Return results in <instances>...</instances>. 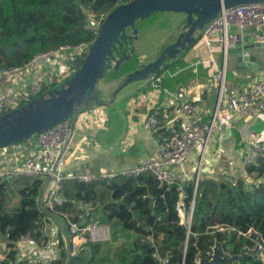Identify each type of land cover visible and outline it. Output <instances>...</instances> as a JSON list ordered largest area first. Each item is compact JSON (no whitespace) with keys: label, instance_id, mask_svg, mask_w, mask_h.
I'll use <instances>...</instances> for the list:
<instances>
[{"label":"trees","instance_id":"trees-1","mask_svg":"<svg viewBox=\"0 0 264 264\" xmlns=\"http://www.w3.org/2000/svg\"><path fill=\"white\" fill-rule=\"evenodd\" d=\"M131 1L0 0V68L23 66L35 54L60 45L92 43L97 35L86 28L83 8L106 16L116 6ZM157 13L137 20L136 28ZM130 46L128 36L119 37L112 53L119 57ZM84 57L72 63L76 70ZM133 59L132 56L120 65L118 76L138 67L132 65ZM46 90L48 87L41 93ZM168 135L164 132V137ZM234 135L239 140L235 131ZM245 172L257 179V183L249 184L243 177L229 182L206 178L199 179L197 185L190 180L160 187L149 172L128 177L117 173L111 178L96 177L89 182L64 176L60 189L63 203L49 212L41 211L38 205V198L48 184L45 178L1 181L0 264H40L16 259L17 240L29 231L38 243L47 241L43 228L48 214L62 219L66 232L69 221L80 222L84 216L88 223L97 221L109 228L113 226L112 241L118 239V232L124 238L111 255L108 246L113 242H109L110 237L108 242L87 240L73 254L69 253V241L60 240V255L52 264H163V261L166 264H197L200 259L209 258L216 242H221L230 254H238L248 241L237 238V231L246 232L252 228L264 237V159L246 166ZM179 184L185 210L194 201L189 227L180 223L175 209ZM215 225H228L235 231H210L209 227ZM155 252L162 260L154 256ZM221 264L264 262L244 255L236 262L223 259Z\"/></svg>","mask_w":264,"mask_h":264},{"label":"built area","instance_id":"built-area-1","mask_svg":"<svg viewBox=\"0 0 264 264\" xmlns=\"http://www.w3.org/2000/svg\"><path fill=\"white\" fill-rule=\"evenodd\" d=\"M83 14L86 28L97 35L105 15L98 14L86 7L83 8ZM229 26L255 28L254 42L264 44V3H248L222 8L214 18L205 24L200 31L199 39L207 48L217 46L225 54L228 48L236 47L243 40L241 34L229 32ZM90 44L81 42L76 45H60L55 49L35 54L23 66L0 68V78L12 77L11 86L0 95V115L26 104L31 98L39 95L45 87L50 89L65 82L76 71V67L72 63L76 58L86 56ZM211 61L215 64L213 60ZM200 62L201 60L197 59L194 64L198 65ZM164 73L151 78L155 88L159 86ZM213 75L219 83V94L210 118L205 121L198 116V102L183 99L185 93L191 90L190 86H180L176 91H164V96L167 97L166 115L173 120L174 129L168 136L158 141V157L147 156L133 167L116 173H81L68 177H75L81 182H89L96 177L111 178L117 173L128 177L149 172L156 178L160 187H168L177 181L187 182L190 180H193L197 185L200 179L199 175L192 176L186 173L191 153L197 152L200 165L211 135L219 129L231 132L235 128L234 119L237 115L244 118L242 126L237 128L241 134V142L249 143L248 148L239 144L236 150L243 166L256 164L259 159H264V141L260 140L253 128L247 124L248 119L264 115V76L249 85L235 86L225 80L224 68L217 69ZM26 77L28 78L26 79ZM149 97L150 100L158 97L157 89ZM157 107L154 103L141 120L142 127L148 132H155L161 125V112ZM86 119L88 123L94 120L88 119V117ZM70 126V118H66L54 123L27 141L0 147V182H12L18 178L51 180V184L45 188L42 196L38 199L39 209L43 212H49L55 206L63 203L60 189L64 176L59 173L57 162L70 138ZM31 142L35 144L37 151L21 157L25 149L22 145ZM178 189L180 192L175 209L180 223L189 227L194 201L192 200L188 209L185 210L181 184ZM209 229L210 231H235L234 227L228 225H215ZM86 230L89 231L90 241L103 242L109 239L108 227L100 225L97 221L84 228L81 227L80 222L69 221L67 231L70 237L68 240L70 254H73L78 245L87 241V238L83 236V232ZM43 232L47 234L45 226ZM47 236V241L38 243L31 232L27 231L21 234L17 240L18 249L27 247L31 248V252L23 255L17 250L16 259H28L31 263L52 264L53 260L60 255L59 248L54 245V241L48 234ZM236 237H242L248 241L245 246L255 253L259 261L264 262V237L258 231L252 228L246 232L237 231ZM154 256L158 260H162L157 252L154 253ZM163 264H166V261H163Z\"/></svg>","mask_w":264,"mask_h":264},{"label":"crops","instance_id":"crops-1","mask_svg":"<svg viewBox=\"0 0 264 264\" xmlns=\"http://www.w3.org/2000/svg\"><path fill=\"white\" fill-rule=\"evenodd\" d=\"M228 31L241 34L243 40L238 45L249 46L246 52L255 57L249 66L246 63L239 65L235 53L224 54L222 49L217 46L207 48L200 41V32H198L201 48L194 47L190 50L194 54L189 58L188 63L175 65L168 70L169 73L163 71L165 72L164 77L157 88L149 80L141 82V86H137L138 83L135 82L137 83L135 86L130 88L132 84L129 85V88L120 94L119 92L126 87L122 88L112 102L110 99L105 100L108 102L107 105H93L77 114L68 143L58 158L59 173L67 177L81 173L111 174L133 167L147 156L158 157V141L164 138V132L169 134L174 129L173 120L166 115L165 90L176 91L180 86H190L191 90L185 93L183 99L197 101L199 104L198 116L205 121L210 118L219 94V83L213 77L217 69L224 68L225 80L235 86L249 85L262 78L264 76V45L259 46L254 42L256 29L229 26ZM197 59H200L201 62L195 65L194 62ZM11 79L12 77L0 78V95L11 86ZM197 85L199 87H196ZM155 89L158 91V97L150 100L149 95ZM154 103L161 112V125L155 132H148L142 127L141 120ZM86 117L94 120L88 123ZM234 122L235 128L231 132L219 129L211 135L200 165L199 157L194 163L189 158L186 168L188 175L198 174L200 179L210 178L226 182L243 177L248 183H257V179L248 176L245 172V167L236 151L239 144L246 148L249 147L247 141L241 142V134L237 131V128L244 123V118L237 115ZM247 124L253 128L257 137L264 141V115L248 119ZM160 129H164V131ZM234 131L238 134L239 140H236ZM22 146L25 149L21 157L37 151L33 142ZM46 182H49L47 186L51 184V180ZM56 218L52 219V216L48 214L45 217V227L47 234L57 247L59 245L58 237L56 238L58 233L64 243L69 240V234L57 224L58 219ZM50 224L53 227H50ZM108 229L110 228L108 227ZM18 252L23 255L28 254L31 252V248L23 247L18 249Z\"/></svg>","mask_w":264,"mask_h":264},{"label":"water","instance_id":"water-1","mask_svg":"<svg viewBox=\"0 0 264 264\" xmlns=\"http://www.w3.org/2000/svg\"><path fill=\"white\" fill-rule=\"evenodd\" d=\"M248 3H264V0H132L116 6L105 16L95 40L88 47L82 64L70 78L59 86L31 98L26 104L0 115V147L27 141L66 118H70L72 131L76 116L81 110L93 105H107L108 102L100 99L96 94V86L104 77L107 68L111 66L112 50L118 38H123L126 29L132 31L129 35L130 40L137 38L138 30L135 26L137 20L147 18L153 12H171L184 16L182 23L178 26L183 30L179 32L176 39L167 44L155 59L127 73L111 94L110 102L126 85L141 80L151 81L153 76L166 70L170 61H176L197 43V33L222 8ZM169 37L170 34L167 38ZM257 45L264 44L257 43ZM247 48H249L247 45H238L228 48L226 53L237 54V63L239 65L246 63L249 66L255 57L246 52ZM133 52L132 48L130 52L115 58L113 69L117 71L124 61L131 58ZM244 255L259 261L255 253L247 246H243L238 254H230L223 249L221 242H216L209 258L200 259L199 264H221L223 259L236 262Z\"/></svg>","mask_w":264,"mask_h":264},{"label":"rangeland","instance_id":"rangeland-1","mask_svg":"<svg viewBox=\"0 0 264 264\" xmlns=\"http://www.w3.org/2000/svg\"><path fill=\"white\" fill-rule=\"evenodd\" d=\"M184 16L183 14H174L171 12H158L157 14H153L151 16V18L143 21L141 24L138 25L137 27V38L136 39H129L130 41V48H129L126 53L130 52V50L133 48L134 52L132 54V56L134 57V62L132 63V65H137V68H140V66L148 61H151L153 59H155L160 52L162 51V49L169 43H172L177 35L179 34V32H182L183 28L182 27H178L180 26V24L182 23ZM132 34L131 29H126L124 31L123 37L124 36H128ZM170 34V37L167 38V36ZM200 42L198 41L197 43H195L191 48H189L187 51H185L181 56H179L176 61H170L169 66L166 70H164L166 73H169V69H172L175 65H181L184 64V62L188 63L189 58L194 54L192 50L194 47L196 48H201ZM131 56V57H132ZM118 55L114 54L113 58L110 61L111 66L109 68H107V70L105 71V75L104 77L99 80L97 86H96V94L99 96L100 99L102 100H106L108 101L111 97V94L113 93V91L117 88V86L120 84L121 80L125 77L124 74L122 76H118L117 71H115L113 69V64H114V59L117 58ZM179 68H181V66H178ZM136 68V69H137ZM145 80H141L140 82H133L130 83L128 85H126L123 91L119 92L120 94L122 92H125L128 88L129 85L130 88L135 86V84H137V86H141V82H144ZM133 92V91H132ZM119 97V96H118ZM22 143V142H20ZM191 161L192 163L197 161L198 158V154L197 152L193 151L190 155ZM54 216H52L53 219ZM58 219L57 224L60 225L61 228L65 229V223L62 219L60 218H56ZM80 225H85V227H88L91 223H88L87 221H85L84 216L81 218L80 221ZM87 222V223H86ZM54 223H56V221H54ZM105 226V225H104ZM50 227H53L52 224H50ZM84 228V227H83ZM110 231V240L112 237V232L114 230L113 226H111V228L109 229ZM117 230V228H116ZM62 232V230H61ZM118 239L115 241H110L109 242H113L110 247V251H109V255L112 254L113 249L117 246H120L122 244L123 241V235H121L120 232H118ZM83 236H85L87 238V240H89L90 236H89V231L86 230L83 232ZM58 237V242L61 240L60 237V233H58V236H56V238ZM107 241V240H106ZM108 242V241H107ZM84 243L78 245L77 249L74 251H78V249L80 247L83 246ZM87 250L88 247H86ZM73 252V253H74Z\"/></svg>","mask_w":264,"mask_h":264}]
</instances>
